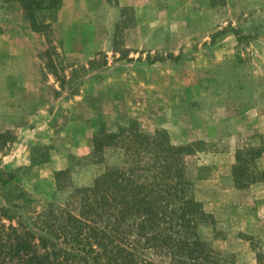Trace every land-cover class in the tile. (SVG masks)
Here are the masks:
<instances>
[{
	"label": "rangeland",
	"instance_id": "rangeland-1",
	"mask_svg": "<svg viewBox=\"0 0 264 264\" xmlns=\"http://www.w3.org/2000/svg\"><path fill=\"white\" fill-rule=\"evenodd\" d=\"M39 17L44 33L0 0V134L12 140L0 148V208L23 193L32 216L51 203L76 214V190L126 167L133 135L160 132L193 145L188 192L211 217L199 237L222 264H264V0H63ZM112 133L95 152L94 137Z\"/></svg>",
	"mask_w": 264,
	"mask_h": 264
},
{
	"label": "trees",
	"instance_id": "trees-1",
	"mask_svg": "<svg viewBox=\"0 0 264 264\" xmlns=\"http://www.w3.org/2000/svg\"><path fill=\"white\" fill-rule=\"evenodd\" d=\"M17 1L31 28L40 33L48 26L40 13L57 11L63 3ZM133 136L126 167H109L91 187L75 191L76 214L51 203L45 212L32 216L31 199L10 193L6 199L10 207L0 208V264H158L144 258L149 249L163 253L169 264H222L221 255L197 232L199 223L211 217L189 196L185 157L192 154L193 145L172 146L160 132ZM119 137L95 136V152L116 144ZM10 138L8 132L0 134V148ZM31 161L36 166L46 159L35 155ZM237 162L234 178L243 187L250 178L241 172L248 161L239 156ZM67 173H56L59 189L64 188ZM14 178L11 173L4 186Z\"/></svg>",
	"mask_w": 264,
	"mask_h": 264
}]
</instances>
